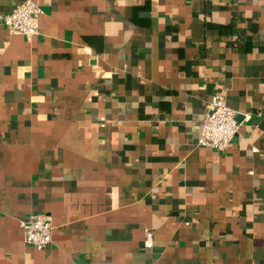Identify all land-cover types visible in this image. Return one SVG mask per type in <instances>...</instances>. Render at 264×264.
Wrapping results in <instances>:
<instances>
[{"label": "crops", "instance_id": "obj_1", "mask_svg": "<svg viewBox=\"0 0 264 264\" xmlns=\"http://www.w3.org/2000/svg\"><path fill=\"white\" fill-rule=\"evenodd\" d=\"M36 1L32 38L0 21V264H264V0Z\"/></svg>", "mask_w": 264, "mask_h": 264}, {"label": "built area", "instance_id": "obj_2", "mask_svg": "<svg viewBox=\"0 0 264 264\" xmlns=\"http://www.w3.org/2000/svg\"><path fill=\"white\" fill-rule=\"evenodd\" d=\"M42 9L36 0H22L10 11L0 13V21L11 33L32 38L39 32V16ZM235 110L229 106L224 97L217 91L210 94L206 103V112L201 120V126L196 143L218 151H224L231 144L232 138L239 128ZM23 229L24 240L41 249L52 239V221L48 214L31 213L19 221ZM143 245L150 248L153 245V234L145 230Z\"/></svg>", "mask_w": 264, "mask_h": 264}, {"label": "trees", "instance_id": "obj_3", "mask_svg": "<svg viewBox=\"0 0 264 264\" xmlns=\"http://www.w3.org/2000/svg\"><path fill=\"white\" fill-rule=\"evenodd\" d=\"M233 20H237V16L236 15H234V18H233ZM235 31H237V29H238V27H236V28H233Z\"/></svg>", "mask_w": 264, "mask_h": 264}]
</instances>
